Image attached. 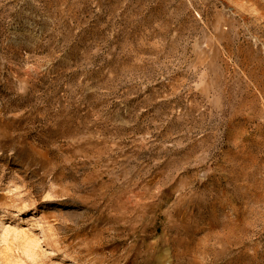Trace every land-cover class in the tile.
Here are the masks:
<instances>
[{
    "label": "rangeland",
    "instance_id": "rangeland-1",
    "mask_svg": "<svg viewBox=\"0 0 264 264\" xmlns=\"http://www.w3.org/2000/svg\"><path fill=\"white\" fill-rule=\"evenodd\" d=\"M0 264H264V0H0Z\"/></svg>",
    "mask_w": 264,
    "mask_h": 264
},
{
    "label": "bare ground",
    "instance_id": "bare-ground-1",
    "mask_svg": "<svg viewBox=\"0 0 264 264\" xmlns=\"http://www.w3.org/2000/svg\"><path fill=\"white\" fill-rule=\"evenodd\" d=\"M17 210H18V211H20V208H19V206H17Z\"/></svg>",
    "mask_w": 264,
    "mask_h": 264
}]
</instances>
